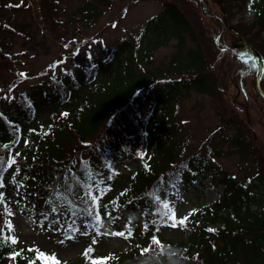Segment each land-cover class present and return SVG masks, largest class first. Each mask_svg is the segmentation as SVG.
<instances>
[{"label":"trees","instance_id":"16d2710c","mask_svg":"<svg viewBox=\"0 0 264 264\" xmlns=\"http://www.w3.org/2000/svg\"><path fill=\"white\" fill-rule=\"evenodd\" d=\"M116 1L82 0L67 24L91 27ZM188 1L199 9L206 3L207 12L218 18L204 16L218 29L225 25L217 59L226 55L232 68L241 70L232 80L237 98H252L264 108V75L246 55L251 52L264 69V0ZM59 4L19 0L7 6L55 24ZM161 4V11L138 28L136 46L122 40L107 56L48 73L46 81L14 92L9 84L0 95V264H44L36 249L20 240L14 213L37 230L61 233L92 226L99 216L123 220L128 231L116 233L126 235L135 231L133 222L141 223V240L128 253H103L92 264H264V173L254 163L260 148L251 145L242 123L219 116L222 123L202 146L181 155L171 123L174 105L192 92L214 97L219 63L208 64L199 45L186 46L193 32L179 5ZM244 8L254 10L252 21L230 27L228 20ZM170 39L177 41V49L165 67L142 68ZM5 62L13 66L14 60L0 51V81L7 74L17 84L20 73ZM40 110L47 119L33 123ZM229 128L235 132L222 135L224 140L251 161L244 180L221 172L211 160L223 156L218 140ZM137 136L147 147L141 166L122 176L121 189L111 193L108 175L115 157H130ZM199 173H208L221 186L218 199L173 221L181 233L178 241L157 240L154 232L168 223L164 196L175 183H191Z\"/></svg>","mask_w":264,"mask_h":264},{"label":"rangeland","instance_id":"374dc122","mask_svg":"<svg viewBox=\"0 0 264 264\" xmlns=\"http://www.w3.org/2000/svg\"><path fill=\"white\" fill-rule=\"evenodd\" d=\"M17 1L19 0H0V51L1 54H9L13 58V66L11 63L5 64L20 73L21 81L12 84L14 79L3 74L5 78L0 81V95L5 93L9 84L8 89L12 88L14 92L17 87L20 90L27 85L46 81L48 73L57 74L69 67H82L94 58L107 56L122 40L136 46L140 25L162 9V0H118L91 27L86 28L79 24H67L71 9L78 6L82 0H60V8L52 18L56 21L55 24L38 13L34 15L23 11L16 12L7 6ZM169 1L179 5L192 27L193 39L187 38L186 46L199 45L207 56L208 64L215 65L216 61L219 63L214 68L217 80V92L214 97L192 92L174 105L175 113L171 123L173 121L176 128L175 141L178 142L181 155L193 153L202 146L206 138L222 123L219 116L230 117L245 126L244 133L252 141L251 145L259 146L260 150L254 157V163L264 173V108L257 105L251 97L246 102L237 98L232 80H237L241 70L232 68L226 55L220 56L219 61L216 55L217 46L214 40L221 27L218 29L215 23L204 16L206 14L201 11L204 4L199 9L194 8L188 0ZM253 17L254 10L244 8L237 11L228 23L230 27L238 22L248 24ZM19 32L24 35H19ZM176 49L177 41L170 39L166 45L157 47L152 52L150 65L143 64L142 68H164ZM125 53L122 51L120 54ZM143 110L147 111L145 106ZM47 115L48 113L40 110L32 121L41 123L47 119ZM221 132L218 147L223 156L211 157L212 163L221 172L244 180L249 174V170H246L249 158H241L224 140L223 136L234 133V129L229 128ZM134 143L132 155L115 157L113 172L106 174L113 189L111 193H118L121 189L122 176L141 166V156L145 155L147 147L138 136ZM217 178L218 176L215 177ZM220 191L221 186L210 178L208 173L195 175L191 183H175L164 196L163 209L168 223L154 232L156 239L178 241L181 233L177 226H172L173 221L193 215L202 207L211 206L218 199ZM12 220L20 240L36 249L44 264H92V260L98 259L103 253H128L142 237L139 221L131 225L135 231L126 235L116 233L121 229L128 231L123 220L117 223L115 219L107 220L102 216H99L92 226L84 225L74 233L66 230L65 233L37 230L18 213L12 215Z\"/></svg>","mask_w":264,"mask_h":264},{"label":"water","instance_id":"95a60500","mask_svg":"<svg viewBox=\"0 0 264 264\" xmlns=\"http://www.w3.org/2000/svg\"><path fill=\"white\" fill-rule=\"evenodd\" d=\"M202 13H204V14L207 13V12H206V7H204V8L202 9ZM223 29H224V26H222L221 30H223ZM221 30H220V32L217 34V36H216V38H215V42H216V43H217L218 38H219V36H220ZM253 59H254V58H253ZM261 74H263V71H261Z\"/></svg>","mask_w":264,"mask_h":264},{"label":"snow or ice","instance_id":"6c2138e0","mask_svg":"<svg viewBox=\"0 0 264 264\" xmlns=\"http://www.w3.org/2000/svg\"><path fill=\"white\" fill-rule=\"evenodd\" d=\"M165 207H168V206H167V205H165ZM180 223H181V224H183V223H184V220H181V221H180ZM172 226H173V227H175V226H176V224H175V223H173V225H172Z\"/></svg>","mask_w":264,"mask_h":264}]
</instances>
